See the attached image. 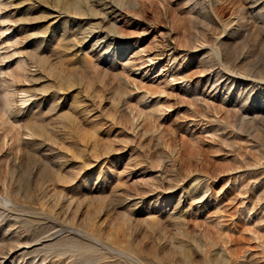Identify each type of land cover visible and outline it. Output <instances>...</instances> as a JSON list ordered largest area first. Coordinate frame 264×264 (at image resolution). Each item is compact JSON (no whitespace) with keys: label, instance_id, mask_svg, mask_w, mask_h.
<instances>
[{"label":"rangeland","instance_id":"374dc122","mask_svg":"<svg viewBox=\"0 0 264 264\" xmlns=\"http://www.w3.org/2000/svg\"><path fill=\"white\" fill-rule=\"evenodd\" d=\"M0 139V264H264V0H0Z\"/></svg>","mask_w":264,"mask_h":264},{"label":"bare ground","instance_id":"6f19581e","mask_svg":"<svg viewBox=\"0 0 264 264\" xmlns=\"http://www.w3.org/2000/svg\"><path fill=\"white\" fill-rule=\"evenodd\" d=\"M6 105H7V104H6ZM0 140H1V139H0ZM3 144H5L4 141H3ZM0 148H1V147H0Z\"/></svg>","mask_w":264,"mask_h":264}]
</instances>
